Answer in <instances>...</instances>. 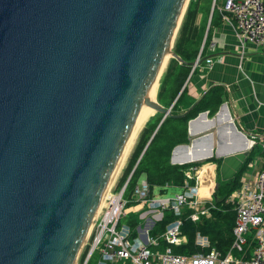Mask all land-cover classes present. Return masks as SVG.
Masks as SVG:
<instances>
[{
	"label": "water",
	"instance_id": "95a60500",
	"mask_svg": "<svg viewBox=\"0 0 264 264\" xmlns=\"http://www.w3.org/2000/svg\"><path fill=\"white\" fill-rule=\"evenodd\" d=\"M187 4L0 0V264H75Z\"/></svg>",
	"mask_w": 264,
	"mask_h": 264
},
{
	"label": "crops",
	"instance_id": "0c3cea01",
	"mask_svg": "<svg viewBox=\"0 0 264 264\" xmlns=\"http://www.w3.org/2000/svg\"><path fill=\"white\" fill-rule=\"evenodd\" d=\"M222 2L216 4L218 11ZM214 3V0H211L207 10L199 2L194 24L197 29L202 27L203 29L197 53L174 98L168 106H164L171 109L177 101L178 111L185 113L204 93L207 92L208 95L213 93V99L209 104L188 117L186 124L188 140L174 145L170 153L171 163L186 165L183 183L186 178L185 171L188 170V186L196 184L198 198L205 206L212 205L216 181L233 177L241 167L235 187L237 188L255 174L264 157L259 148L248 147V137L251 134L264 132V55L252 43L239 44L233 26L221 16L218 15L211 24L209 23ZM208 25L210 29L204 44ZM212 38L216 44L211 50L208 44ZM203 45L204 57L195 61ZM206 57H210V63L205 62ZM175 59L176 61L168 59L158 79L157 89L162 90L166 101L171 98L173 84L180 83L182 68L179 63L183 60ZM212 101L216 103L212 105ZM141 176L142 174L139 178ZM183 183L181 187L175 188H178V191L183 190ZM200 187L205 193L199 191ZM155 188L163 193L157 186L152 189ZM147 210L145 206H136L129 210L128 213L139 212L140 216L136 226H130L131 234L132 236L141 234L144 240L148 236L161 241V233L151 234L156 221L148 219ZM164 247L160 242L156 248L163 250ZM245 249L246 253H249L252 246L249 250Z\"/></svg>",
	"mask_w": 264,
	"mask_h": 264
},
{
	"label": "built area",
	"instance_id": "2783aa9c",
	"mask_svg": "<svg viewBox=\"0 0 264 264\" xmlns=\"http://www.w3.org/2000/svg\"><path fill=\"white\" fill-rule=\"evenodd\" d=\"M219 9L221 18L233 26L239 44L252 43L264 55V0H223ZM215 44V40L210 39L209 49L212 50ZM197 59L198 55L195 61ZM204 60L206 63L211 61L210 57ZM248 147L259 148L264 155V132L251 134ZM131 173L118 187L113 184L107 190L85 239L87 250L82 264H264V157L255 174L227 197L233 204L234 219L232 240L224 254L208 246L206 238H198L201 251L191 254L173 251V246L186 242L182 233L184 218L197 221L201 216H208L209 209L213 207L205 206L198 199L196 184L193 188L188 186V170L185 171L184 189L171 195L160 192L156 195L147 179L143 178L137 179L125 196ZM129 203L132 205L128 206ZM131 206L147 207L148 219L154 221L160 220L165 210L175 215L160 235L166 243L163 250L156 248L160 244L158 238L147 236L144 240L141 234L132 236L130 225L121 220L132 209ZM248 233L253 244L251 251L246 253L244 247ZM204 247L206 249L202 250ZM233 251L238 254L234 255Z\"/></svg>",
	"mask_w": 264,
	"mask_h": 264
},
{
	"label": "trees",
	"instance_id": "16d2710c",
	"mask_svg": "<svg viewBox=\"0 0 264 264\" xmlns=\"http://www.w3.org/2000/svg\"><path fill=\"white\" fill-rule=\"evenodd\" d=\"M222 1L223 0H214L215 3L210 14V24L216 17H218V15L221 16V12L218 11L216 4L219 2L221 3ZM199 2H201V4H203L208 10L211 0L188 1V5L177 31L173 46L174 51H176L183 58V62L179 63L182 68L180 83L173 84L171 98L169 101L164 99L162 90H158L157 98L163 106H168L174 98L179 85L188 73L190 62L193 61L197 53L198 41L201 38L203 29V27L201 29H197L194 24L195 16L199 9ZM209 29L210 26L208 25L204 44L208 37ZM203 55L204 45L200 51L198 60H202L204 57ZM171 59L176 61L175 58ZM212 94L208 95L207 92L204 93L194 103L192 108L185 113L178 111L176 104L177 101H175L169 113L164 117L159 125L158 123L162 117V113L160 112H157L153 118L146 122L138 133L137 140L129 155L128 162L122 175V181H124L128 174L132 171L128 182L130 189H132L134 183L141 174H145L151 188L157 186L163 193L168 189V187H181L184 178V167L186 165L170 162L171 149L177 143L188 140L186 129L188 117L194 115L198 109L209 104V101L213 99ZM216 101H214V103H216ZM214 103L212 101V105H214ZM213 108L214 106L211 107V110H213ZM240 169L241 167L234 173L233 177L223 181H216V185L214 187V200L212 201L213 207L209 209V218L201 216V220L194 222L190 221L188 218H184L182 230L187 235L188 240L184 244L173 246L174 252L191 254L196 251H201L197 247L193 246L192 243V237L195 231L206 234L209 238L210 246L216 248L222 254L227 251L232 240L231 228L233 225L234 211L232 204L226 201V199L230 191L237 185ZM129 205H132V203H129L128 206ZM186 212L188 213V211ZM130 217L131 218L130 220H127V223L134 227L138 220L135 216ZM174 218L175 215L171 211L165 210L163 212V217L154 223L151 234L157 235L162 233L166 226L172 222ZM160 242L162 246H166L164 241L161 240ZM252 244L253 241L251 240V234H248V242L244 248L249 250ZM85 253L86 251H84V255Z\"/></svg>",
	"mask_w": 264,
	"mask_h": 264
},
{
	"label": "bare ground",
	"instance_id": "6f19581e",
	"mask_svg": "<svg viewBox=\"0 0 264 264\" xmlns=\"http://www.w3.org/2000/svg\"><path fill=\"white\" fill-rule=\"evenodd\" d=\"M169 57H171V53H167V54L165 55V58H164V60H163L162 66H161V69H160V71H159L160 74H161V72H162V70H163L164 63L166 62V60H167ZM155 85H156V87H157V85H158V79L155 80L153 86L151 87V89H150V91H149V98L151 99V101H153V100L156 99L155 88H154ZM151 101H148V102L144 103V104L141 106V108H140V110H139V112H138V115H137V117H136V119H135V123H134V125H133V127H132V129H131V132H130L128 138H127V141H126V143H125V145H124V147H123V151H122V153H121V156H120V158H119V161H118L117 164L115 165V168H114V170H113V172H112V175H111V177H110V180H109V182L107 183L106 188H105V190H104V192H103V194H102V196H101V200H100V202H99V204H98V207H97L96 213H97V211L99 210V208H100V206H101V204H102V202H103V199H104V197H105V195H106V193H107V190L109 189V187H110L111 184H112V181H113L114 178H115V175L117 174L119 168L122 166L121 163H122V161H123V158H124L125 155L127 154V151L130 149V146H131V144L133 143V141H134V139H135L137 133L139 132V130L141 129V127H142L144 124H146V122L149 121V120L151 119V117H152L155 113L158 112L157 109H156V106H155V105L153 104V102H151ZM191 156H192V151H191ZM199 191H200V192H201V191H204V193H205V190H202L201 187H200V190H199ZM203 195H204V194H203ZM207 197H208V196H207ZM198 199H199V198H198ZM96 213H95V214H96ZM94 217H95V216H94ZM91 224H92V223H91ZM90 227H91V226H90Z\"/></svg>",
	"mask_w": 264,
	"mask_h": 264
},
{
	"label": "rangeland",
	"instance_id": "374dc122",
	"mask_svg": "<svg viewBox=\"0 0 264 264\" xmlns=\"http://www.w3.org/2000/svg\"><path fill=\"white\" fill-rule=\"evenodd\" d=\"M189 1V0H188ZM202 1V0H201ZM220 3V2H219ZM188 5V4H187ZM175 41V40H174ZM173 46H174V43H173ZM172 46V47H173ZM169 58H175V57H169ZM168 58V59H169ZM168 59L166 60V62L164 63V66L166 65V63H167V61H168ZM164 68V67H163ZM157 87H158V85H157ZM157 87H156V85H155V94H156V98H157V94H158V89H157ZM158 99V98H157ZM161 113V112H160ZM157 113H155L151 118H153L155 115H156ZM145 125V124H144ZM143 125V126H144ZM142 126V127H143ZM142 127H141V129H142ZM140 129V130H141ZM140 130H139V132H140ZM138 132V133H139ZM138 133H137V135H136V137H135V139H134V141H133V143L131 144V146H130V149L127 151V154L125 155V157L123 158V161H122V163H121V167L119 168V170H118V172H117V174L115 175V178H114V180L112 181V184H111V186L113 185V184H116L117 185V187L121 184V183H123V181H122V175H123V173H124V169H125V167H126V164H127V162H128V159H129V155H130V153H131V151H132V149H133V146H134V144H135V142H136V140H137V136H138ZM143 178H145V176H144V174H142V176H141V178H139V179H143ZM179 189L178 188H175V187H168V189H167V191H165L164 192V195H171L172 193H174L175 191H178ZM129 192H130V185H128L127 186V188H126V190H125V193H124V195L126 196V195H128L129 194ZM154 193L156 194V195H158V194H160L159 193V191H158V189H154ZM131 213H133V214H131ZM131 213H127V214H125V216H122V218H121V220L124 222V220H130V216H135L136 217V219L138 220L139 218H140V216H139V212H136V213H138V214H136V213H134V212H131ZM139 216V217H138ZM209 216H210V211H209V215L208 216H205L204 218H209ZM184 218V217H183ZM202 218V217H201ZM201 218L199 219V220H201ZM198 221V220H197ZM146 223V222H145ZM136 226V225H135ZM182 233L185 235V237H186V242H187V240H188V238H187V235L183 232V230H182ZM198 238H203V239H205L206 238V240L208 241V246H210V242H209V238H208V236L206 235V234H202V233H200L199 231H195L194 232V234H193V237H192V243H193V246H195V247H197L199 250H201L200 248H199V246H198V243H197V241H198ZM186 242H184V243H186ZM86 241H84V243H83V245L81 246V249H80V251H79V254H78V256H77V259H76V262H75V264H82V262H83V259H84V257L83 256H85L84 255V251H86V249H87V246H86ZM183 243V244H184ZM207 247V246H206ZM206 247H204L202 250H204V249H206ZM233 254L234 255H237L238 253H235L234 251H233Z\"/></svg>",
	"mask_w": 264,
	"mask_h": 264
}]
</instances>
